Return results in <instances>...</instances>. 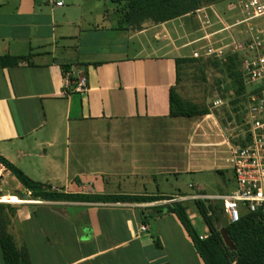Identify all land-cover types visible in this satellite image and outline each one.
Wrapping results in <instances>:
<instances>
[{
  "label": "crops",
  "instance_id": "0c3cea01",
  "mask_svg": "<svg viewBox=\"0 0 264 264\" xmlns=\"http://www.w3.org/2000/svg\"><path fill=\"white\" fill-rule=\"evenodd\" d=\"M115 8L111 0H0V58L8 61L0 63V155L57 193L192 197L169 192L166 177L201 172L208 160L176 133L163 142L162 132L119 128L178 119L170 91L183 18L120 31ZM79 78L84 93L75 90ZM13 193L2 202L25 203L0 204V215L31 264H204L175 215L142 216L170 201H40L9 172L0 197ZM188 215L207 237L198 209Z\"/></svg>",
  "mask_w": 264,
  "mask_h": 264
},
{
  "label": "trees",
  "instance_id": "16d2710c",
  "mask_svg": "<svg viewBox=\"0 0 264 264\" xmlns=\"http://www.w3.org/2000/svg\"><path fill=\"white\" fill-rule=\"evenodd\" d=\"M116 6L115 16L120 31L126 29L141 30L146 22L153 24L166 23L175 19L194 15L202 7V0H111ZM210 61L195 59H177V83L179 82L182 64L198 63L208 67ZM6 58H0L1 64H7ZM224 69L232 86L227 90L233 92L230 104L234 113L242 117L244 110V94L247 91L244 76L240 70L239 57L227 56ZM228 92V93H229ZM207 110H201L191 102H184L176 94L175 89L170 91V116L173 118H194L207 116ZM241 119V123L243 119ZM0 163L5 165L24 189L31 193L35 200L51 202H122L132 204L154 203L171 201V198L154 197H122L99 199L83 195H67L51 191V186L32 181L20 169L12 165L0 155ZM209 235L201 239L189 215L188 206L183 202L169 203L163 206L146 209L142 216L154 219L165 214L175 215L185 229L193 246L204 264H264V221L259 214H243L237 223H227L223 229L218 228L219 215H224L221 203L213 202L206 205L203 201H195ZM152 213V214H151ZM151 214V215H150ZM145 223V221H144ZM6 219L0 215V247L4 264H31L25 250L17 247L14 237L8 233ZM225 230L235 247L231 250L226 246L221 231ZM160 247V246H158Z\"/></svg>",
  "mask_w": 264,
  "mask_h": 264
},
{
  "label": "rangeland",
  "instance_id": "374dc122",
  "mask_svg": "<svg viewBox=\"0 0 264 264\" xmlns=\"http://www.w3.org/2000/svg\"><path fill=\"white\" fill-rule=\"evenodd\" d=\"M107 7H110V3ZM201 7L205 10L210 25L201 24L196 14L183 17L177 37V44L183 45L180 49L181 59H192L194 51L208 42L226 47L231 42L230 38L235 37L234 32L231 34L232 31H225L227 21L242 19L236 7V0H202ZM207 35L209 38L206 41L196 43L198 39ZM225 52L228 53L227 49ZM227 56H225L226 59ZM224 63L225 61L212 59L208 67H202L198 63H187L182 64L180 68L179 82L175 88L176 94L182 101L191 102L201 110H207L209 115L157 122L136 121L126 127L119 126L120 129L162 132L160 136L163 142L168 134L170 136L176 133L179 138L178 142L183 143L189 150L191 149L189 151L191 155H200L208 160L206 165L210 168L201 172L180 176L168 175L166 178L169 181V192L177 195L220 196L231 193L235 188L233 172L228 163L229 148L223 143L233 140L236 136H241L244 128L240 119L242 117L239 113H234L230 104L227 90L232 86V81L225 72ZM218 98L223 100L224 105L215 108L213 102ZM158 140L151 138L149 141L152 143ZM157 179L158 183L163 182L161 178ZM190 185H196L199 189L191 188ZM6 195L17 196L15 193ZM195 201L183 203H186L192 211L196 208ZM204 203L208 205L211 201ZM219 217L218 228L223 229L228 220L224 215H219ZM197 229L202 228L198 225Z\"/></svg>",
  "mask_w": 264,
  "mask_h": 264
},
{
  "label": "built area",
  "instance_id": "2783aa9c",
  "mask_svg": "<svg viewBox=\"0 0 264 264\" xmlns=\"http://www.w3.org/2000/svg\"><path fill=\"white\" fill-rule=\"evenodd\" d=\"M57 6L61 7L63 3L58 2ZM236 7L242 19L228 20L225 28V31L235 33V37L230 38L231 42L226 47L208 42L199 46L193 53V59L199 61L213 59L226 62V55L239 57L240 70L247 86L242 114L244 130L241 136L223 143L229 148L228 163L233 172L235 188L226 195H196L169 202L196 200L221 203L224 216L229 223L239 222L243 214H259L264 221V0H236ZM195 14L201 24L210 25L203 8ZM208 38L207 35L198 39L196 43L206 41ZM70 83L68 80L67 84ZM75 90L79 93L86 92L85 78L78 79ZM233 96V92H229L228 97ZM213 105L215 108H220L224 102L218 98ZM9 172L7 167L0 163V182H3ZM51 191L58 192L55 188H51ZM5 197L10 196H1L0 204L20 206L25 203L22 200L20 203L2 202ZM147 230V227H141V231L147 232ZM205 238L201 237V239Z\"/></svg>",
  "mask_w": 264,
  "mask_h": 264
},
{
  "label": "water",
  "instance_id": "95a60500",
  "mask_svg": "<svg viewBox=\"0 0 264 264\" xmlns=\"http://www.w3.org/2000/svg\"><path fill=\"white\" fill-rule=\"evenodd\" d=\"M221 233H222V236H223V239H224L226 246L229 247L231 250H234L235 247L233 245L232 240L229 238L227 232L225 230H222Z\"/></svg>",
  "mask_w": 264,
  "mask_h": 264
},
{
  "label": "bare ground",
  "instance_id": "6f19581e",
  "mask_svg": "<svg viewBox=\"0 0 264 264\" xmlns=\"http://www.w3.org/2000/svg\"><path fill=\"white\" fill-rule=\"evenodd\" d=\"M8 203H10L9 201H7Z\"/></svg>",
  "mask_w": 264,
  "mask_h": 264
}]
</instances>
